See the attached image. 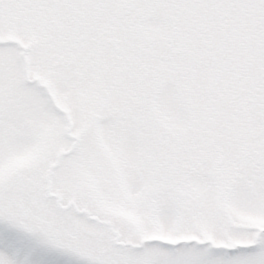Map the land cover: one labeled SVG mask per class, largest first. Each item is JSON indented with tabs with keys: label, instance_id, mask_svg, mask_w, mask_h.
<instances>
[{
	"label": "snow or ice",
	"instance_id": "6c2138e0",
	"mask_svg": "<svg viewBox=\"0 0 264 264\" xmlns=\"http://www.w3.org/2000/svg\"><path fill=\"white\" fill-rule=\"evenodd\" d=\"M0 264H264V0H0Z\"/></svg>",
	"mask_w": 264,
	"mask_h": 264
}]
</instances>
